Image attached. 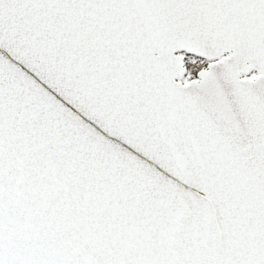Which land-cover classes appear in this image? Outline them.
I'll return each instance as SVG.
<instances>
[{"label":"snow or ice","instance_id":"snow-or-ice-1","mask_svg":"<svg viewBox=\"0 0 264 264\" xmlns=\"http://www.w3.org/2000/svg\"><path fill=\"white\" fill-rule=\"evenodd\" d=\"M0 264H264V0H0Z\"/></svg>","mask_w":264,"mask_h":264}]
</instances>
